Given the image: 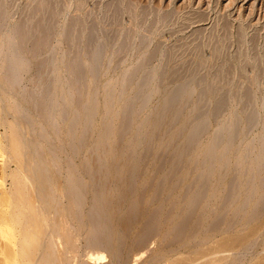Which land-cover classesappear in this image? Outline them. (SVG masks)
Returning a JSON list of instances; mask_svg holds the SVG:
<instances>
[{"label": "rangeland", "instance_id": "374dc122", "mask_svg": "<svg viewBox=\"0 0 264 264\" xmlns=\"http://www.w3.org/2000/svg\"><path fill=\"white\" fill-rule=\"evenodd\" d=\"M4 1L5 2L7 1L9 3V6H7V2L5 3L6 6L5 8L7 10L11 9L12 11L10 10L11 11L10 12L5 9L6 17L9 19L7 18L5 19V22L3 23L4 26L3 28L6 27L7 28L5 30H2L1 27L0 29V170H1L0 179L4 180V181L1 180L4 183L2 186V188L4 189L3 192L6 191V195L11 196V198L9 199L10 197L9 196L8 199L10 201L12 200L11 203H9V207L13 206L12 210L9 209L8 210L10 212L11 211L13 212L12 213L8 212L9 213L8 215L9 217L12 218L14 223L16 222L15 223L16 225H14V223L12 222L13 226L16 229V234H17L16 243L18 242L14 252H16V258L19 260L20 264H264V208L262 207L260 210L261 205L264 204V202L263 203L261 202V196H260L262 194L261 193L262 189L264 191V186L261 187V184L259 183V177L256 178L258 173L257 168H260V172H259L260 174H258V176L264 174V168H263L264 164L261 165L257 163L258 165L257 164L256 165L258 167L255 165V163L257 162V158L259 160L261 158L260 161L264 159V152L262 150L263 148L262 149L260 148L261 146L264 147V70H263L264 68L260 67L261 63H262L261 66L264 65L263 64L264 50L259 49L260 46L262 45L264 46L263 43L264 0H129V2H132L129 4L136 5V7H139L138 11H140L139 10L140 8L141 10L144 8L142 10V13L140 12L141 15L137 13V8H134V10L136 9L135 11L133 10V8H130L132 5L129 6L126 5L125 8L126 11L128 8L131 9L129 10L130 12L128 11L130 14L134 12L141 16L142 19H140V17H138L136 14L138 19H140V20L137 19L138 21H136L137 18L136 16L135 17L131 16L132 18L130 19L132 20L134 18L133 21H135L136 23H134L135 25L133 24V26L135 28L138 29L140 27L142 28L139 29L140 31L138 29H132L133 27L132 22L131 20H129V18L127 19V17H130V15L127 12L129 16H125L126 11H124L123 12L124 15L122 14L123 17L119 16L118 18V19L121 18V20L119 21H122L123 19L124 21L120 23L118 22L117 24L114 25L112 23L115 29L114 31H116V33H113L112 31L113 27H111L112 26L111 21L109 23L106 19L107 17L106 16L102 17V14L105 15L104 13H106L107 10H108L107 12L109 11L111 12L112 11L111 8H114L115 6L114 4L117 3L119 4L120 0H114V1L113 0L110 1L108 0H104V1L103 0H99V1L98 0H91V1L90 0L87 1L86 0H4ZM52 1L53 3H51V5L53 7L54 6L57 7V5L59 4L58 7L56 8V11L58 12V9H60L61 10V12L59 11L60 14L62 13V11H63V15L65 14L64 16L61 14L60 15L61 17L59 18L58 16L59 19H57V23L59 24L61 23L62 27L63 26L66 27L65 24L70 23L69 21L75 20L76 22V20H79L82 22L86 18V20L88 21H86L87 24H85V21L82 22L84 23L82 26L83 28H87L86 26H88V23L90 22L89 23V25L91 24L90 26L97 24L96 26L94 25L96 28L98 26L97 31L99 29L100 33L102 31H104L105 33V34L103 33V35L101 36L99 31L97 32L98 36L102 38L101 41L104 39L103 42L105 41L104 43L106 45V49H105L106 51L104 52L102 57L104 60L102 59L100 61V69H99V74L97 75V79L87 77L85 79L86 81H84L83 84L79 85L80 87L71 86V83H69L70 74H69L68 66L72 62L71 60H73L72 59L73 50L72 49L70 50L69 47H66L67 44H65L66 42L63 39L64 37L63 38L61 37L63 33L60 31V29L63 30V28L60 27L59 24H58L59 27L56 25L57 35L54 36L56 38L53 37L51 43L45 45L44 46L45 49L43 50L42 48L40 54L37 55H35L34 47L32 46L33 44L31 42L29 43L30 41L28 40L29 35L27 34L28 36L26 40L24 38L22 39L21 37L19 38L17 35L19 31L18 29H20V25L23 24L22 20L26 19V24H27L28 17L25 16L24 18V15L26 13V15L29 16L27 10L28 11L31 10V6L32 7L45 6L47 4L46 2H52ZM115 1H119V2H115ZM84 2L87 3L85 4ZM111 2L113 3L112 5H110ZM121 2L127 4L125 0H122ZM105 3L107 7L109 5L107 10H106V6H104ZM120 5L123 6L124 4L120 3ZM102 7L105 8L102 9ZM122 10H124V8H122ZM100 11L102 12L101 14ZM148 11L150 15L146 14L148 13ZM8 12H9V17H8ZM144 15L147 16V18ZM167 15L169 18H167ZM107 16L108 18H111V13H109V15ZM164 16L166 17V20ZM21 17H23V19ZM64 17L66 21H64L65 20ZM101 17L102 19L104 18L103 21ZM60 19L63 21L59 22L58 20ZM143 20L144 22H141ZM105 21H107V23H109L110 26L109 24L107 25ZM62 22H64V25ZM224 22L226 24L225 27H224ZM118 24H120L121 27ZM139 24L141 26H139ZM227 24L229 25V27L227 26ZM222 25H223V30H221ZM216 27H218V29ZM225 29L227 34L223 32L225 31ZM133 30H135L134 31L135 33L133 32ZM117 32L119 33V37L117 36L118 35ZM122 33H124L123 34L124 36L122 35ZM239 33L242 34L244 33L246 35L243 36L241 34L242 36H240L238 35ZM111 34L114 36V38L116 36L118 37L116 42L120 40L121 43L123 42L122 41L123 38L121 37H124L126 39V37L129 36L127 39L132 38L133 45L131 44V42H129V40L131 41V39L129 40L126 39L129 42L130 49L125 50L123 53V51H120L121 50L120 42L109 43L108 41H106L107 37H105L104 35L108 36L109 38L112 36ZM229 35L232 37H230ZM237 36H239V38L242 37L243 41L245 38V41L247 40L246 45L249 44L247 45L248 47L244 44L245 42L242 41V38L241 40H239ZM137 37L140 41L135 40L137 39ZM222 37H224L222 41H224V39L227 37L229 38L228 39L229 42L228 40L226 41L227 39L226 38L222 44V42H220L221 41L220 39ZM230 38L231 41L234 40L232 43L230 41ZM113 40L114 41L112 42H115V39ZM25 41H27V43ZM141 41H143V43L140 46V44L138 45L137 43L138 42L141 43ZM235 41L236 44L238 43V45L235 44ZM241 41L243 45L239 43ZM107 44L109 45L111 44V46H108ZM210 44L214 48H212ZM250 44L252 46H250ZM220 45L222 46V49L223 48L225 49V50L223 49V52L221 51V48L218 49ZM48 46L50 47L48 48ZM238 46L240 49L238 48ZM244 46H246L248 49L250 48V51ZM263 46L260 48L264 49ZM252 47L253 48L257 47L259 50L253 49ZM30 48H32L33 50ZM51 48L53 50L51 51L54 52V54H56V55L53 54L55 58H53V56L51 55L52 52L49 51ZM58 48L60 49L59 52L57 50ZM216 48L217 50L221 51L220 53L221 56H219L220 58L219 61H217V59H215L212 56L214 53L213 49L216 51ZM63 50L65 52L64 53L65 57L62 52ZM211 50H212V54H211ZM254 50L255 52L257 51V53H255ZM47 51L51 53L49 54L47 53ZM126 51H128L127 54ZM225 51L227 52V54ZM242 51L244 52L245 55L241 54L243 53ZM245 52L248 53L249 55L248 54L246 55ZM261 52H263V54ZM151 53H155V56L156 55L157 56L155 57V59L151 61L150 65L148 64L145 67H142V65H144V61L141 60L143 59L145 60L146 55L148 56ZM257 54L263 55L262 56L263 60L261 55L256 56ZM61 55L63 58L62 57L60 58ZM225 56H229L230 58L229 57L226 58ZM81 58L82 61H80L81 60L80 59L79 64L80 66L82 65V67L84 66L83 68L85 69L86 68L85 66L86 65L88 66L89 64V61L85 59V57L84 58L81 57ZM242 58L244 59L246 58L245 60L247 61H245L244 59L242 60ZM254 58L255 60H253ZM224 59L227 60L230 59L229 63H225L226 60ZM238 59L241 60L238 61ZM249 59H251L252 61L251 60L250 61L253 63H251ZM260 59L262 60L261 63H260L261 61ZM257 61L259 62L258 64L256 63ZM218 62H220V64L224 63L225 65L221 64L225 66L224 68H226L227 66L229 69L231 68L230 75H228L229 69L227 68L225 70L228 71L227 72L228 74L220 72L221 65L219 66ZM237 62L239 67L237 66ZM249 62L251 66H249ZM40 64H42L43 67V70L41 72L42 77L37 75L38 66ZM234 64L236 67L234 66ZM243 65L245 67H243ZM246 65H248L249 67ZM253 65L255 66V68ZM257 65L259 66L258 69L260 71L256 68ZM252 67L255 70H252ZM187 68H189L190 71L194 70L193 72H195L196 70V72L192 73L191 76L188 75L184 76L185 69L186 71H189L187 70ZM162 69L164 70L160 71ZM147 70L154 71V73H149ZM257 71H259V73H257ZM162 72L164 73L162 74ZM145 75L153 76L152 78H155V80L153 79L151 84L149 83L150 86L148 87L149 88L148 91L150 90V92L148 93L150 96L149 99L150 102L147 103L148 105H146L142 110L137 112L138 114L136 113L135 115L133 121L135 126L137 125V123L138 124L143 123L146 117L155 113L154 112L156 109L155 106L158 105L159 102L162 100V98H164L165 96L163 91H165L167 88L171 87L174 84H178L176 82L180 81L179 82L180 84L182 80L177 78L179 77L181 78L182 76L185 78V81L186 80L189 81L190 77L193 79V81L190 82L191 84L189 85V88H187L186 90L187 91L186 94H189L192 97L191 100H189L190 99L189 95H186V97H189L188 99L189 101L187 102L188 104H186L185 106L183 105L185 109H183L182 111V117L180 122L178 121L177 124L176 123L174 124V122H171L169 119H167V121L164 122V126L165 124H167V122H169V124L172 126L173 130L171 129V132L172 131L175 132L174 130L177 128L180 129L181 128L180 126H182L180 124H182L186 120V122L191 121L189 122L188 128H186L185 131L186 133L188 132L187 134H190L191 127L195 125V122L198 123L199 120L203 121L204 119L202 118H204L203 116H205V113H207V115L209 116L208 113L212 111V109L214 108L215 104L219 99L224 97L228 98V105L223 110V113L221 112V114L217 116L218 118L217 117L210 118V116L208 117L210 120L207 118L210 124V126L208 127L206 126L207 124H205L208 123L206 122V117H207L206 115L204 125L205 128L207 127L208 129L207 130L208 134L206 132L204 134L205 136L201 137V141H199V144L196 146L197 150H195V153L192 154L193 156L192 155L183 156V161L186 162V165L184 164L183 166H181L182 171L177 170L178 171L177 173V171L173 170V167H176V164L175 166L174 165H172V167L170 166L174 171L175 175L177 173V176L175 177L173 176L172 180L170 177V179H168L169 182L166 181L167 183H165L164 181V184H166V186L164 184H160L161 188L159 187L158 184L162 183L163 181L162 180L159 181L158 180L159 177L157 175L159 176L167 175L165 172L167 171L168 173L170 167H167L166 169H163V171H161L158 170V168L154 167V164L158 167V165L156 164L157 163L156 160L159 161V159H162L164 157L171 158V155L169 154H171V151L173 150L175 141L171 139L172 137L171 138L169 137L170 135L173 134V133L170 134L171 132L169 134H166L167 136H165L164 138H163L164 135H159L162 138L157 136V139L158 140L161 139V140L160 141H157V139L155 140L154 144L150 146L153 147L150 148L151 150L149 149V151H151V153L149 152V154H151L152 156L154 155L153 157H157L156 155L158 153L159 156L158 158H155L156 159L155 160L151 155L149 156V154H147L149 157L148 159L146 158L147 159L145 160L146 162L144 161L145 163L142 164L143 167L141 165L142 168L140 167L138 171L135 172V174H138V172L139 173L142 172L141 173L142 175L140 174L142 177L139 176L140 180L137 181L138 183L135 182L136 184L134 186L135 187L134 189L132 186L133 191H135V192L132 191L131 193L133 198L132 199L129 198L130 194H128L129 196L127 195L128 197L125 195H124L125 197L121 195L122 189L123 191H125L126 189L124 188H129V186L127 187L125 183L124 184L122 183V187L123 185H125L123 188L121 187V185L118 186L119 183L117 182L120 181H118L117 179L118 176L115 175L118 174L119 176H121L120 174L126 175L125 172H127L129 169L126 166V163H124L123 161H125L126 158L128 159V157L130 156V153H128L127 151L130 152L133 148L130 149L125 145L128 142H130L129 139L131 140L140 134L141 135L144 134L147 131L146 129L143 128L144 130L143 132L142 129H141L142 131L136 130L135 126H133L130 132L126 134L125 138L124 137H123L124 139L121 138V142L119 145L123 146L122 144H124V149L127 148L130 150L127 149L121 150L122 147H120V150L117 151L116 155L114 153L112 154L110 151L104 152L105 161L106 160L108 161L110 159V161L108 162L109 164L106 163L107 162L106 161L105 162L106 164L104 165L105 167H103L104 171L106 169V172L104 171L103 172L106 173L107 175H110L107 176L108 178L105 177L106 178L105 182L103 181V183H100L102 182V180H104V178H101V176L99 177L98 180L97 179L94 180L96 176L93 171L94 167L91 166L92 169L87 168V170L85 167H87L89 160H92L93 158L94 155L93 152H95L94 148L95 145L97 144V141L100 140L99 135L101 136V133L104 130L103 128L104 125L113 126L111 129V131H113L112 132L113 135L110 134V136H108L109 140H107L109 148L113 146L119 147V145L118 146L116 145L119 143L121 136L119 137L117 136L116 129L118 130L119 128L118 126L121 124V121L123 119L122 118L120 121V118L122 117V113H123L122 111L124 109V104H126L128 100L130 101L133 98V94H132L133 92L131 91L133 86H135V84L140 82L142 80V77L143 76L145 77ZM161 75L162 77L160 78L159 76ZM130 78H132V80H130ZM138 78L140 81L138 80ZM159 78L162 80V82L158 81L160 80ZM182 82H184V80ZM46 87H48V89H46ZM108 87L111 90H109ZM162 88L163 91L161 92ZM45 90H48L50 95L48 94V91ZM203 91L209 92L210 98L208 100H205V102H201L200 104H198L199 102L197 103L198 101L197 96H199V93H202ZM46 92L47 95L45 94ZM90 93L92 94V96L95 95L94 99L95 98L96 99L93 100V102L91 100H90L91 102L89 101V96H91ZM247 93L251 94L256 101L252 105H247L248 106L246 108L247 111L244 112V115H242L243 112L242 108L244 107L242 97ZM109 99L110 101H108ZM79 100L81 102H78ZM86 101L89 102L85 104ZM137 105L139 108V104ZM86 106L89 107L87 108ZM91 107L92 110H94L95 108V112H92L90 110V112L93 113V114L91 113L92 115L90 114V117L91 116L92 117L90 118L89 115H83L84 117L83 118L82 114L85 113L84 111L86 110L87 112L88 110L89 112V108L91 109ZM190 111H193V113H191ZM77 112L81 117L79 115L77 116L76 114ZM250 112L251 113L255 112L258 120H257V124L254 125V127L249 129L248 131V129L246 130V128L244 127L245 126L244 123H245V118L248 117ZM106 113H108V115ZM195 114L196 115L198 114L197 116L202 114L203 116L201 115V117L199 116L200 118L197 119L196 116H194ZM190 116L196 118V120L194 119L195 121H192L193 118H191ZM83 119L85 120L84 122ZM110 122L111 124H109ZM231 122L232 124L236 123L237 126L236 128L239 127L240 129V130L237 129L238 132H236L237 136L235 141H233L234 140L233 139L230 143L231 147L229 148L231 149L226 147L227 145L224 144L219 148L220 150H217L215 152L216 154L215 156H218L219 158H221L222 155H224L223 157L224 159L225 155H227L229 159V157L231 156L230 160L228 161L229 163L227 162V165L229 166L225 168L227 166L225 164V166H222L223 167L222 169V167L219 164L223 165V163H218V164L216 163L217 166L216 165L214 166L212 170L213 173L210 174L211 176L209 175L210 178H208L209 176H207V178L209 179L208 180L204 176H202V171L200 172L199 170V168L202 170V168L199 167L200 165L199 161L202 160L203 157L202 152H204V150H206L209 147L211 140L213 139V136L215 137L217 134L218 135L223 134L227 136V130L225 128L227 127L230 128L231 126L229 125H231ZM83 123L86 124L84 125ZM172 124H174L175 127ZM168 125L166 127H169ZM221 126L224 127L223 128L224 131L222 132L220 129V132H217L216 129L218 130L219 128H221ZM80 135L82 138L80 137ZM84 135H86V137L88 136L90 137L87 139ZM77 140L81 144H83L82 145L83 147ZM251 147L254 151L251 149ZM141 148L142 149L137 150V153L138 152L141 153L142 151V155H144L143 154L144 146H142ZM227 148H228L227 150L228 152L226 151ZM106 149L107 148H105L104 150ZM260 149L262 151H260ZM251 150L252 152H250V154L252 155L250 156L248 152ZM127 153L129 155L125 157ZM220 154L222 155L219 156ZM237 154L240 156L238 157ZM107 156H111V157L108 158ZM197 156L199 157V159ZM118 157L123 158V161L122 160L120 161ZM150 157L151 159H149ZM168 158L167 160L164 159L162 160L170 161V159ZM113 159L115 162L114 161L112 162ZM254 160H256V162ZM116 161H118L119 164L118 162L116 163ZM111 162L115 166L116 164H118V166L122 165L121 167L123 169L121 167H117L119 169V171H117L118 169L116 167L114 168L113 167L114 165H112L111 167ZM197 163L199 164H198V168L196 169ZM123 164H125L127 168H124L125 166H123ZM249 164L250 167H248ZM259 165L263 167L261 166L259 167ZM108 169H110V171H108ZM125 169L128 170L126 171ZM238 169L240 170L241 174L239 173ZM253 169H255L257 173ZM89 170H91L90 175L92 176V179L91 177H89L88 174L90 172ZM120 170H123L124 172L121 173ZM113 171L116 172L117 174L116 173L114 174ZM183 171H185L186 173L182 175V173H184ZM163 172L165 173V175L164 174L161 175V173ZM250 172L251 173L253 172L252 175L254 174L253 176H255L254 180L253 178H251ZM155 173L157 174L154 175ZM198 173L201 174L199 175ZM237 173H239V175ZM106 174H104L103 176H105ZM242 174L243 176H241ZM124 175L122 176L124 177ZM234 175H238L239 179H236V176L234 177ZM114 176L117 177L116 178L117 182ZM198 176L199 177L201 176L202 179L199 178ZM144 177L147 178L146 181L144 180L145 179ZM203 177L208 181H205ZM247 177H248V181H247ZM141 178H144L143 183L144 181L145 183L147 182L146 185H142L143 183L140 184V182L142 181ZM156 178L159 182L156 180ZM234 178L235 181L237 182L233 180ZM250 178L255 182V185H253L254 183ZM255 178L258 180H256ZM198 179L203 180L202 183H200L201 181H199ZM215 179H217L218 181ZM249 179L251 182L249 181ZM91 180L95 182H92ZM148 180L151 181L150 185H148L149 183ZM171 181L172 184L170 183ZM204 181L207 182L205 183L206 184L205 186L203 183ZM121 182H124L123 179H121ZM156 182H158V184ZM173 182H175V185L173 184ZM195 182H199L196 185L197 186L199 185L201 187V190H203L202 193H204L202 197L204 196L205 197L201 199V201H198L195 205V207H198L200 210H196L197 213L195 214L197 215H193L194 217L192 220L194 222L190 221V227L188 231L189 234L187 232L186 233L184 232V234L181 235L182 233L178 234L177 231L175 232V224L182 218L181 216L180 217L177 216L176 213H181L190 204H192L193 200L191 201V199L193 198L192 195H194ZM94 183L96 187L94 186ZM101 184H103L104 188L101 187L102 186ZM116 184H117V188L119 187L121 188V189L119 188L120 191L117 188H115ZM258 184L260 185L261 188L259 187ZM168 185L171 186L169 187ZM99 187L101 188V191L103 190L101 196H98V194L100 193L98 194L96 193L99 192L98 190H94L95 188L99 189ZM154 188L160 190L161 193L164 194V196H162L163 194L162 195L160 194L159 196L160 201L157 200L159 197L155 198L153 194H151ZM171 188L173 190H171ZM140 190L142 191L147 190V191H145L144 193V192H140ZM116 191L119 192V194ZM191 191L193 192V194L190 193ZM125 192H127V190ZM137 192L145 194V195L142 194L144 195V200H143L144 203L143 202H141L142 204L140 202L137 203L136 199H134L138 194ZM167 193H171L172 195L170 194V196L167 197V195H169ZM228 193H231L232 195L228 200H225L223 196L227 195ZM235 193L238 195H236ZM70 194H72L73 196ZM96 194L99 198L102 197L101 198L102 200L99 199L98 197L97 199ZM133 194L135 196H133ZM150 194L153 196V198L150 196ZM117 196L119 197V199L122 198L121 202L117 198ZM123 197L126 202L123 201ZM184 197H186L185 200ZM103 198L104 199L106 198V200H103ZM154 198L157 200V201L155 200L156 202L154 201ZM150 199L152 201H150ZM94 200L97 203L99 202V200H101V203L99 202V204L97 203L94 204L95 202ZM129 200H133V201L135 200L134 202H136L137 205L140 204L138 205V207L141 206L140 214L142 216H140V214L138 216H140L139 218L142 217V221L137 217V219L134 220L135 222L134 221L133 223L131 222L132 225L130 226L128 233V230H126L127 232L126 231L121 232V230L123 229L122 231H124L125 230L124 227H128L126 225V221H128V218L127 220H125V218L127 217L125 215L127 214V208L125 206L128 207V205H130V203L133 202ZM105 201H107V203L108 202L110 203L111 201L112 206L110 203V205L104 204L105 207L103 206L104 208L103 207L100 208L99 205L100 204L103 205ZM122 201L124 202L125 205H123ZM178 201L180 204L178 203ZM170 202L172 203L170 204ZM158 203L160 204V206H158ZM93 204L94 205L97 204L99 208L98 207L96 208V206L94 208ZM117 205L119 206V208ZM106 206L108 207L106 208ZM258 206L259 208L256 211L255 208H257ZM156 207H160V208L162 207L163 209V211H161V218L159 220L160 222L159 227L161 231L158 233L157 236L149 238V240L145 243V245L141 247L139 244L141 243V241L139 240H142L144 236V229L143 226H141L143 225L142 222L143 220L149 218L148 213H150V211L153 210V208L155 209ZM179 207L180 209H182L181 212ZM78 208L81 209L78 210ZM102 208L103 210L106 208V210L101 211ZM124 208H126V210ZM95 209H99V210L95 211ZM173 209L174 212H172ZM143 210L145 211L146 216ZM176 210L178 211L176 212ZM90 211L93 212L92 214H94V212L96 213L98 212V214L95 213V215L96 216L98 215L100 217L101 222L102 220L105 221L104 223L103 222L99 223V225L97 224L99 228L101 227V225L103 226V224L107 225L108 227L112 224L111 227H109L111 229H108L107 226L106 227L104 226V228L102 227H101L102 229L100 228L101 232H99V229L94 228L95 226L91 227V225L94 224H91L92 223L91 220L93 219V217H91ZM110 211H112V213H110ZM200 211H205V212L200 213ZM99 213H101V216ZM104 216L107 218H105ZM16 218L18 221H16ZM108 222H110L111 224L110 223H109L110 225L105 224ZM217 222L219 224L214 226V223L216 224ZM190 228H192L193 230L192 229L190 230ZM19 230L21 233L19 232ZM171 230H173L174 232ZM104 235L106 236L102 237ZM177 235L178 236L180 235V237H177ZM176 237L179 240H177ZM94 238L95 239L97 238L99 242L106 241L108 244L110 243L112 244L109 245L110 248H105L102 245L103 242L101 243L102 246H100L99 242L96 243L94 242L95 241ZM138 238L140 239L138 240ZM121 239H122L121 242L118 241ZM175 240L177 241V243ZM94 243L98 245H95ZM111 246H113L114 248H111ZM110 249H113L114 252L111 250L112 251L111 253L112 254L114 253L113 255L114 256L117 255V256L114 257L110 253ZM0 264H4L2 262L1 255H0Z\"/></svg>", "mask_w": 264, "mask_h": 264}, {"label": "bare ground", "instance_id": "6f19581e", "mask_svg": "<svg viewBox=\"0 0 264 264\" xmlns=\"http://www.w3.org/2000/svg\"><path fill=\"white\" fill-rule=\"evenodd\" d=\"M87 1V0H86ZM91 1V0H90ZM99 1V0H98ZM104 1V0H103ZM108 1H110V0H108ZM114 1V0H113ZM112 1V2H113ZM122 0H120V3H123L124 5L123 6H125V7H123L122 5H120V3L118 4H114L113 6H114V8H111L112 9V11L110 12H107L108 10V7H109V5H108V7L106 6V3H105V5L104 6H106V13H104L105 15H103L102 14V17H104V16H106L107 18V21L110 23V21H111V25H112V23H113V25L114 24H117L118 22L120 23V22H122V21H124V19L122 20V21H119V20H121V18L120 19H118L119 18V16L121 17H123V12L124 11H126L125 10V8H126V5L127 6H129V5H132V4H129V3H132V2H129V0L127 1V0H125V2H127V4H125L124 2H121ZM7 2V1H6ZM4 0H0V29H1V27H2V30H5L6 28H3L4 26H3V23L5 22V19L7 18L6 17V6H5V3H6ZM111 2V4L110 5H112L113 3ZM115 2H119V1H115ZM47 4L45 5V6H36V7H32L31 6V10H27V12L29 13V16L28 15H26V13H25V15H24V18H25V16L26 17H28L27 18V24H26V19L25 20H22L23 21V24L22 25H20V29H18L19 31H18V37L20 38H24L25 40L27 39V36L29 35V37H28V40H30L29 41V43L31 42L32 44H30V45H32L33 47H34V51H35V55H37V54H40V52H41V50H42V48H43V50L45 49L44 48V46L45 45H47V44H50L51 43V41L53 40V37L54 36H56L57 35V32H56V25L59 27V25H60V27H62V25H61V23L59 24V23H57V19H59L61 16V14L63 15V11H62V13L60 14V12H61V10L60 9H58V12L56 11V8L58 7V5H57V7H53L52 5H51V3H53V1L52 2H46ZM55 3H57V2H55ZM85 4L87 3V2H84ZM12 5V4H11ZM84 5V4H83ZM120 5V6H119ZM7 6H9V3L7 2ZM122 6V7H121ZM138 6V5H137ZM79 7V6H78ZM111 7V6H110ZM121 7V8H120ZM154 7V6H153ZM11 8V7H10ZM62 8V7H61ZM105 8V7H104ZM103 7H102V9H104ZM122 8H124V10H122ZM130 8H133V10H134V8H137V13H139L140 15H141V13H142V10L144 9H142L141 10V8L139 9L140 11H138V8L139 7H136V5H132ZM130 8H128L127 9V11L125 12L126 13V15L125 16H129L130 15V17H127V19L129 18V20H131L130 18H132V17H135L136 16V14L137 13H132V14H130L129 12V10H131ZM6 9V10H5ZM158 9V8H157ZM11 9H8L7 11H10ZM136 10V9H135ZM134 10V11H135ZM153 10V9H152ZM12 11V10H11ZM10 11V12H11ZM103 11V10H102ZM129 11V12H128ZM26 12V11H25ZM104 12V11H103ZM127 12H128V14H127ZM141 12V13H140ZM144 12H146V11H144ZM27 13V14H28ZM58 13V14H57ZM102 12L100 11V14H101ZM108 13V14H107ZM109 13H111V18H108V16L107 15H109ZM154 13H157V12H154ZM14 14V13H13ZM12 14V15H13ZM99 14V15H100ZM107 14V15H106ZM123 14V15H122ZM134 14V15H133ZM139 14H137V16L138 17H140V19H142L141 18V16L139 15ZM147 15H150V13H149V11H148V13H146ZM65 15V14H64ZM63 15V16H64ZM165 15V14H164ZM11 16V15H10ZM58 16H59V18H58ZM63 16H62V19H63ZM101 16V15H100ZM132 16V17H131ZM136 16V17H137ZM145 16V15H144ZM162 16V15H161ZM172 16V15H171ZM8 17H9V12H8ZM14 17V16H13ZM13 17H11V18H13ZM102 17H101V19H102ZM138 17L136 18V21H138V20H140V19H138ZM142 17H143V14H142ZM146 18H147V16H145ZM148 17H150V16H148ZM22 19H23V17H21ZM125 18V17H124ZM146 18H145V20H146ZM156 18V17H155ZM160 18V17H159ZM164 18H165V20H166V17L164 16ZM167 18H169L168 17V15H167ZM7 19H9V18H7ZM64 19H65V17H64ZM80 19V18H79ZM88 19V18H87ZM104 19V18H103ZM103 19H102V21H103ZM105 19V20H106ZM126 19V18H125ZM138 19V20H137ZM144 19V18H143ZM81 20H82V18H81ZM134 20V18L131 20V22H132V26H133V24L134 23H136L135 21H133ZM159 20H161V19H159ZM21 21V22H22ZM59 22L60 21H63V20H58ZM64 21H66V19L64 20ZM85 21V24H87L86 23V21H88V20H86V18H85V20H83L82 22H84ZM107 21H105L106 23H107ZM128 21V20H127ZM152 21V20H151ZM150 21V22H151ZM163 21V20H162ZM70 23H67V24H65L66 25V27L65 26H63L62 28H63V30L62 29H60V31L63 33L62 34V38L65 40V44H67L66 45V47H69V49L71 50H73L72 52V54H73V56H72V54H71V56H72V59L73 60H71L72 62L69 64V66H68V69H69V74H70V82L69 83H71V86H79L80 84H83L84 83V81H86L85 79L87 78V77H91V78H96L97 79V75L99 74V69H100V61L103 59L102 57H103V54H104V52L106 51L105 49H106V45H105V41L103 42V40L101 41V37L100 36H98V34H97V32L99 31V33H100V30L98 29V31H97V28H98V26H97V28L94 26V25H92V26H90L89 25V23H88V26H90V27H88V26H86L87 28H83L82 26H83V24L84 23H82L81 21H79V20H76V22H75V20H72V21H69ZM141 22H144V20L143 21H141ZM63 23V25H64V22H62ZM105 23V24H106ZM109 23H107V25L109 24ZM137 23H140V22H137ZM228 23V22H227ZM16 24V23H15ZM59 24V25H58ZM102 24H104V23H102ZM122 24V23H121ZM155 24V23H154ZM167 24V23H166ZM223 24V23H222ZM111 26V27H113V33H116V31H114L115 29H114V26ZM119 26H120V24H118ZM135 25V24H134ZM137 25V24H136ZM143 25V24H142ZM104 26V25H103ZM109 26H110V24H109ZM117 26V25H116ZM129 26V25H128ZM131 26V27H132ZM138 26V25H137ZM139 26H141L140 24H139ZM144 26V25H143ZM149 26V25H148ZM162 26V25H161ZM226 26V24H225V22H224V27ZM227 26L229 27V25L227 24ZM57 27V28H58ZM108 27V26H107ZM121 27V26H120ZM165 27V26H164ZM65 28V29H64ZM101 28V27H100ZM140 28H142V27H140ZM139 28V29H140ZM151 28V27H150ZM158 28V27H157ZM217 29H218V27H216ZM220 28V27H219ZM221 30H223V25L221 26ZM239 28V27H238ZM237 28V29H238ZM112 29V28H111ZM132 29H138V28H135L134 26L132 27ZM138 29V30H139ZM240 29V28H239ZM104 30V29H103ZM137 30V31H138ZM150 30V29H149ZM152 30V29H151ZM220 30V29H219ZM228 30V29H227ZM242 30V29H241ZM108 31H109V29H108ZM111 31V32H112ZM118 31V30H117ZM121 31V30H120ZM120 31H119V33H120ZM135 30H133V32H134ZM140 31V30H139ZM215 31V30H214ZM229 31V30H228ZM234 31V30H233ZM239 31V30H238ZM243 31V30H242ZM4 32V31H3ZM106 32H107V30H106ZM129 32V31H128ZM223 32H225L226 34H227V32H226V29H225V31H223ZM237 32V31H236ZM235 32V33H236ZM244 32V31H243ZM102 33V34H101ZM100 33V35L102 36L103 35V33H104V31H102ZM119 33L117 32V36L119 37ZM135 33V32H134ZM133 33V34H134ZM147 33V32H146ZM152 33V32H151ZM224 33V34H225ZM28 34V35H27ZM105 34V33H104ZM109 34V33H108ZM124 33H122V35H123ZM220 34V33H219ZM229 34V33H228ZM242 33H239L238 35H240V36H244V35H246V34H242ZM107 35V34H106ZM106 35H104L105 37H107V40L106 41H108L109 43L111 42V43H119L120 42V40L118 41V42H116V40L118 39V37L116 36L115 38H114V36L112 35L111 37H109L108 38V36H106ZM115 35V34H114ZM127 35H129V34H127ZM127 35H125V36H127ZM139 35H140V33H139ZM138 35V36H139ZM222 35V34H221ZM220 35V36H221ZM121 36V35H120ZM124 36V35H123ZM133 36V35H132ZM144 36V35H143ZM214 36H215V34H214ZM224 36V35H223ZM226 36V35H225ZM230 36V35H229ZM58 37V36H57ZM100 37V38H99ZM104 37V38H105ZM129 37V36H128ZM128 37H126V39L128 38ZM131 37V36H130ZM213 37V36H212ZM228 37V36H227ZM226 37V38H227ZM230 37H232V36H230ZM238 38H239V36H237ZM30 38V39H29ZM54 38H56V37H54ZM121 38H123V40L121 39ZM120 39L123 41L122 43H121V45H120V51H123V53H124V51L125 50H129L130 48V45H129V42H131V44H132V38H129V39H131V41L129 40V39H127V40H129V42L124 38V37H121ZM215 38H216V36H215ZM214 38V39H215ZM223 38L224 37H222L220 40V42H222V44H223V42L225 41V39H224V41H222L223 40ZM237 38V39H238ZM242 38V37H241ZM241 38H239V40H241ZM21 39V40H22ZM113 39H115V42H112V41H114ZM125 39V40H124ZM229 38H227L226 39V41L228 40ZM234 39V38H233ZM258 39V38H257ZM256 39V40H257ZM27 40V41H28ZM135 40H139L138 39V37H137V39H135ZM217 40V39H216ZM215 40V41H216ZM250 40V39H249ZM255 40V41H256ZM27 41H25L26 43H27ZM55 41H56V39H55ZM140 41V40H139ZM211 41H213V40H211ZM210 41V42H211ZM230 41H231V38H230ZM234 41V40H233ZM233 41H231V43L233 42ZM242 41H243V38H242ZM242 41L241 42H239V43H241L242 44ZM247 41V40H246ZM246 41H245V38H244V41L243 42H245L244 44L246 45ZM262 41H263V39H262ZM145 42V41H144ZM148 42V41H147ZM146 42V43H147ZM228 42H229V40H228ZM25 43V44H26ZM57 43V42H56ZM55 43V44H56ZM60 43V42H59ZM136 43V42H135ZM143 43V41H141V43H137L138 45L140 44V46H141V44ZM145 43V44H146ZM219 43V42H218ZM247 43H250V42H247ZM254 43V42H253ZM263 43H264V41H263ZM263 43H261V44H263ZM22 44V43H21ZM58 44V43H57ZM63 44V43H62ZM213 44V43H212ZM221 44V43H220ZM221 44V45H222ZM225 44V43H224ZM235 44H236V41H235ZM19 45V44H18ZM52 45V44H51ZM108 46H111V44L109 45V44H107ZM117 45V44H116ZM133 45V44H132ZM211 45V44H210ZM214 45V44H213ZM220 45V47H218V49H220L221 48V51L223 52V49H222V46ZM227 45V44H226ZM236 45H238V43L236 44ZM243 45V44H242ZM247 45H249V44H247ZM246 45V46H247ZM254 45V44H253ZM21 46V45H20ZM31 46V47H32ZM137 46V45H136ZM142 46H144V45H142ZM212 46V45H211ZM210 46V47H211ZM215 46V45H214ZM225 46V45H224ZM246 46H244V47H246ZM250 46H252L251 44H250ZM249 46V47H250ZM255 46V45H254ZM257 46V45H256ZM263 46V45H262ZM262 46H260V47H262ZM16 47V46H15ZM25 47H26V45H25ZM50 46H48V48H49ZM82 47V48H81ZM146 47V46H145ZM144 47V48H145ZM248 47V46H247ZM246 47V48H247ZM259 47V49H261V50H264V49H262V48H260ZM264 47V46H263ZM63 48V47H62ZM133 48V47H132ZM136 48V47H135ZM138 48V47H137ZM212 48H214L213 46H212ZM238 48H239V46H238ZM242 48V47H241ZM245 48V49H246ZM253 48V47H252ZM30 49H32V48H30ZM54 49H55V47H54ZM115 49V48H114ZM139 49V48H138ZM240 49V48H239ZM243 49V48H242ZM248 49V48H247ZM253 49H258L257 47L255 48H253ZM258 49V50H259ZM18 50V49H17ZM33 50V49H32ZM52 50V48L49 50V51H51ZM58 50V52L60 51V49L58 48L57 49ZM69 50V51H70ZM225 50V49H224ZM228 50H229V48H228ZM228 50H227V52H228ZM249 51H250V48L248 49ZM53 51V50H52ZM51 51V52H52ZM151 51V50H150ZM155 51V50H154ZM216 51H219V50H217V48H216ZM214 49H213V57L215 58V59H217V61H219L220 60V58H219V56H221V51H219V52H216ZM237 51H239V50H237ZM246 51V50H245ZM51 52H48L47 51V53H51ZM63 52V54L65 53L64 52V50L62 51ZM127 52L128 51H126V54H127ZM136 52H137V50H136ZM226 52V51H225ZM227 52H226V54H227ZM243 52V51H242ZM254 52H255V50H254ZM259 52V51H258ZM17 53V52H16ZM34 53V52H33ZM44 53V52H43ZM122 53V52H121ZM135 53V52H134ZM246 53V52H245ZM255 53H257V51L255 52ZM262 54H263V52H261ZM18 54V53H17ZM16 54V55H17ZM53 54H54V52H52V56H53ZM62 54V53H61ZM148 54V53H147ZM211 54H212V50H211ZM224 54V53H223ZM222 54V55H223ZM231 54V53H230ZM234 54V53H233ZM241 54H244V52L243 53H241ZM240 54V55H241ZM248 53H246V55H247ZM252 54V53H251ZM54 55H56V54H54ZM131 55H132V53H131ZM238 55V54H237ZM245 55V54H244ZM249 55V54H248ZM253 55V54H252ZM251 55V56H252ZM260 56L261 54H257L256 56ZM59 56V55H58ZM157 56V55H156ZM155 53H151L150 55H146V59L144 60L142 57V59L143 60H141V61H144V65H142V67H145L146 65H150L151 64V61L153 60V59H155ZM159 56V55H158ZM234 56V55H233ZM232 56V57H233ZM263 55H261V57H262ZM15 57V56H14ZM17 57V56H16ZM62 57V55L60 56V58ZM64 57H65V54H64ZM81 57H85V59H87L88 61H89V64H88V66L86 65L85 67V69L82 67V65L80 66V64H79V60L80 61H82V58ZM115 57V56H114ZM131 57V56H130ZM223 57V56H222ZM221 57V58H222ZM226 58H228L229 56H225ZM224 57V58H225ZM241 57H244V56H241ZM264 57V56H263ZM263 57H262V60H263ZM53 58H55V56H53ZM63 58V57H62ZM140 58V57H139ZM145 58V57H144ZM230 58V57H229ZM19 59V58H18ZM123 59V58H122ZM157 59V58H156ZM244 58H242V60H243ZM246 59V58H245ZM244 59V60H245ZM257 59V58H256ZM77 60H78V62H77ZM104 60V59H103ZM223 60V59H222ZM224 60H226V61H228V62H226L225 61V63H229V60H227V59H224ZM241 60V59H240ZM239 59H238V61H240ZM251 59H249V61H250ZM253 60H255V58L253 59ZM261 60V59H260ZM259 60V61H260ZM262 60L260 61V63L262 62ZM65 61V60H64ZM67 61V60H66ZM108 61V60H107ZM245 61H247V60H245ZM252 61V60H251ZM250 61V62H251ZM150 62V63H149ZM250 62H249V66H251V64H250ZM42 63H44V62H42ZM65 63V62H64ZM219 63V66L221 65V64H224V63H221L220 64V62H218ZM251 63H253V62H251ZM257 64L259 63L258 61L256 62ZM66 64V63H65ZM231 64V63H230ZM233 64V63H232ZM235 64H236V62H235ZM235 64H234V66H235ZM247 64V63H246ZM262 64V63H261ZM261 64H260V67H262V68H264V65L263 66H261ZM263 64H264V60H263ZM45 65V64H44ZM49 65V64H48ZM225 65V64H224ZM244 65H245V63H244ZM243 65V67H245ZM254 65H256V64H254ZM253 65V66H254ZM47 66V65H46ZM107 66V65H106ZM223 65H221L220 67V72L221 73H227L228 71L227 70H225L226 68L227 69H229L228 68V66L226 67V68H224L225 66H223ZM237 66H238V62H237ZM246 66H248V65H246ZM248 66V67H249ZM54 67V66H53ZM108 67V66H107ZM236 67V66H235ZM239 67V66H238ZM247 68V67H246ZM254 68H255V66H254ZM257 69L259 68V66L257 65V67H256ZM46 69H48V68H46ZM231 69V68H230ZM230 69H229V74L228 75H230ZM261 69V68H260ZM42 70H43V67H42V64H40L39 66H38V70H37V75L38 76H41V72H42ZM51 70V69H50ZM138 70H139V68H138ZM141 70H143V69H141ZM152 70V69H151ZM150 70V71H151ZM154 70V69H153ZM164 69H162V70H160V71H163ZM187 70H189V68H187ZM238 70V69H237ZM240 70V69H239ZM246 70V69H245ZM249 70H251V69H249ZM252 70H255V69H253V67H252ZM259 70V69H258ZM262 70V69H261ZM264 70V69H263ZM149 73H154V71H149V70H147ZM182 71H184V70H182ZM185 71H186V69H185ZM184 71V76H191L192 75V73H195L196 72V70H195V72H193L192 70L190 71H186L185 72ZM235 71V70H234ZM242 71H243V68H242ZM260 71V70H259ZM259 71H257V73H259ZM9 72V71H8ZM47 72V71H46ZM46 72H45V74H46ZM147 72V73H148ZM238 72V71H237ZM50 73V72H49ZM141 73V72H140ZM161 73V72H160ZM164 72H162V74H163ZM181 73H183V72H181ZM239 73V72H238ZM260 73H263V72H260ZM9 74V73H8ZM36 74V73H35ZM226 74V75H227ZM36 75V76H37ZM141 75V74H140ZM147 75V74H146ZM145 75V77L143 78L142 77V80L140 81L139 80V78H138V80L140 81V82H138V80H137V84H135V86H133V88H132V94H133V98L129 101L128 99V101H127V103L126 104H124V109H123V113H122V117L120 118V121H121V119H122V121H121V124L119 125V123H118V130L116 129V131H117V136L119 137V136H121L120 137V141H119V139H118V141H119V143L116 145V146H118L119 144H120V142H121V138L122 139H124L125 138V136H126V134H128V132H130V130L133 128V126H135L134 125V118H135V115H136V113L137 112H139L140 110H142L146 105H148L147 103H149L150 101H149V99H150V96H149V92H150V90L148 91V87L150 86L149 85V83L151 84V82H152V80L154 79L155 80V78H152L153 76H150V75H153V74H150L149 76H146ZM180 75V74H179ZM178 75V76H179ZM44 76V75H43ZM131 76V75H130ZM181 76V75H180ZM261 76V75H260ZM42 77V76H41ZM133 77V76H132ZM139 77V76H138ZM160 78L162 77V75L161 76H159ZM183 77V76H182ZM181 77V78H182ZM258 77H259V75H258ZM159 78V79H160ZM164 78V77H163ZM180 77L179 78H177V79H180V80H184V82H182L181 81V83L179 84V82H176V83H178V84H174V85H172L171 87H169V88H167L165 91H163V88H162V90H161V92L163 91L164 92V94H165V96H164V98H162V100L159 102V104L158 105H156L155 107H156V109H155V113H153V114H151V115H149L148 117H146V119L144 120V122L143 123H141V124H138L137 123V127L135 126V128H136V130H143V128L144 129H146L145 131V133L144 134H140V135H138L137 137H134L133 139H129V141L130 142H128L125 146H127L128 148H130V149H132L130 152L129 151H127L128 153H130V156L128 157V159L126 158L125 159V161H123V158H119L120 159V161L122 160L124 163H126V166L128 167V171L127 172H125L126 173V175H124V174H120L121 176H119V174L118 175H115V176H118V178L117 177H115V179L117 178L118 179V181H120V182H117V179H116V182L117 183H119V185L118 186H120L121 185V187H122V183L124 184L125 183V185H127V187L129 186V188H124V189H126L127 190V192H125V191H123V189H122V192H121V195H125V196H127L128 194H130V197L129 198H132V195H131V193H132V191H133V189L135 188L134 186H135V182H137V181H139L140 180V177L139 176H141L142 174V172L141 173H139L138 172V174H135V172L136 171H138V169L141 167V165L142 164H144L146 161L145 160H147L148 159V157L151 155V154H149V152L151 153V151H149V149L150 148H152V147H150L152 144H154V142H155V140L157 139V136H159V135H164L163 136V138L165 137V136H167L166 134H169L170 132H171V129H172V126L169 124V122H167V124H165V126H164V122L165 121H167V119H169L171 122H174V124L176 123H178V121L180 122L181 121V117H182V111H183V109H185L184 107H183V105L185 106L186 104H188L187 102L189 101V100H191V97L192 96H190L189 94H186V90H187V88H189V85L191 84L190 82H192L193 81V79L190 77V80L189 81H185V78L183 77L182 79H181ZM39 79V78H38ZM125 79H127V78H125ZM140 79H141V77H140ZM176 79V80H177ZM187 79H188V77H187ZM192 79V80H191ZM130 80H132V78H130ZM127 81V80H126ZM158 81H161L162 82V80L160 79V80H158ZM131 82V81H130ZM186 82H188V83H186ZM127 83V82H126ZM136 83V82H135ZM160 83V82H159ZM175 83V82H174ZM129 84V83H128ZM194 84V83H193ZM127 85V84H126ZM132 85V84H131ZM48 86V85H47ZM51 86V85H50ZM82 86V85H81ZM53 87V86H52ZM80 87V86H79ZM127 87V86H126ZM191 87V86H190ZM106 88H107V86H106ZM128 88V87H127ZM160 88V87H159ZM46 89H48V87H46ZM94 89V88H93ZM97 89V88H96ZM95 89V90H96ZM108 89H109V87H108ZM44 90V89H43ZM98 90V89H97ZM106 90V89H105ZM109 90H111V89H109ZM45 91H48V90H45ZM44 91V92H45ZM92 91V90H91ZM106 92V91H105ZM92 93V92H91ZM90 93V94H91ZM96 93H97V91H96ZM112 93V92H111ZM44 94V93H43ZM46 95H47V92L45 93ZM48 94H49V91H48ZM87 94V93H86ZM89 94V93H88ZM93 94V93H92ZM92 94H91V96H89V101L91 100L92 102H93V100H95L94 99V96L95 95H93L92 96ZM114 94V93H113ZM50 95V94H49ZM53 95H54V93H53ZM98 95V94H97ZM109 95V94H108ZM112 95V94H111ZM186 95H189V97H190V99H189V97H186ZM56 96V95H55ZM87 97V96H86ZM112 97V96H111ZM132 97V96H131ZM198 97V101H197V103L198 104H200L201 102H205V100H208L209 98H210V94H209V92H206V91H203L202 93H199V96H197ZM52 98V97H51ZM54 98V97H53ZM88 98V97H87ZM189 99V100H188ZM55 100V99H54ZM63 100V99H62ZM75 100V99H74ZM73 101V100H72ZM88 101V102H89ZM90 101V102H91ZM108 101H110V99L108 100ZM242 101H243V105H244V107L242 108L243 110V112H242V115H244V112H246L247 111V105H252L256 100L253 98V96L251 95V94H245V95H243V97H242ZM52 102H54V101H52ZM78 102H81L80 100L78 101ZM87 101H86V103L85 104H87L88 103ZM190 102H192V101H190ZM240 102V101H239ZM245 103V104H244ZM25 104V103H24ZM56 104V103H55ZM75 104V103H74ZM82 104V103H81ZM95 104V103H94ZM137 104H139V108H138V105ZM190 104V103H189ZM20 105V104H19ZM227 105H228V98H226V97H224V98H221V99H219L218 101H217V103L215 104V106H214V108L212 109V111H210V113H208L209 114V116H210V118H216L218 115H220L221 114V112L223 113V110L227 107ZM27 106H28V104H27ZM52 106V105H51ZM78 106V105H77ZM84 106V105H83ZM94 106V105H93ZM92 106V107H93ZM22 107V106H21ZM55 107H57V106H55ZM87 107V106H86ZM89 107V106H88ZM87 107V108H88ZM92 107H91V109L89 108V112H90V110L92 111V112H95V108H94V110H92ZM137 107V108H136ZM17 108V107H16ZM83 108V107H82ZM82 108H81V110H82ZM52 109V108H51ZM136 109V110H135ZM139 109V110H138ZM21 110V109H20ZM46 110V109H45ZM85 110V109H84ZM138 110V111H137ZM194 110V109H193ZM2 111V110H1ZM40 111H41V109H40ZM200 111V110H199ZM52 112V111H51ZM85 113L84 114H82V117H83V115H89V117H90V114L92 113V112H88V110H87V112H86V110L84 111ZM185 112V111H184ZM191 113H193V111H190ZM196 112H198V111H196ZM195 112V113H196ZM48 113V112H47ZM83 113V112H82ZM87 113V114H86ZM199 113H201V112H199ZM198 113V114H199ZM235 113V112H234ZM51 114V113H50ZM77 114V116L79 115L78 114V112L76 113ZM93 114V113H92ZM91 114V115H92ZM107 115H108V113H106ZM138 114V113H137ZM190 114V113H189ZM197 114V115H198ZM203 114V113H202ZM201 114V115H202ZM236 114V113H235ZM234 114V115H235ZM255 112H250V114L248 115V117H246L245 118V128H246V130L248 129V131H249V129H251L252 127H254V125H256L257 124V115L255 114ZM64 115V114H63ZM107 115H105V116H107ZM196 114L194 115V116H196V118L198 119V118H200L201 117V115H199V116H197ZM206 115H207V113H205V116H203L204 118H202V119H204L203 121H198V123H196L195 122V125H193L192 127H191V130H190V134H187L185 131H186V128H188V124H189V122H191V121H188V122H186V120H185V122H183L182 124H180V125H182V126H180L181 128L179 129V128H177V129H175L174 131L175 132H171L170 134H172V135H170L169 137L171 138V139H173L174 141H175V144H174V147H173V150L171 151V154H169V155H171V158H168V159H170V161L168 160V161H164V160H167V158L166 157H164V156H161V157H164V158H166V159H164V158H162V159H164V160H162V159H159V161L158 160H156L155 158H158V153H157V157H153L152 155V157L157 161V165H158V167L154 164V167H156V168H158V170H161V171H163V169H166L167 167H172V165H174L175 166V164H176V167H173V170L174 171H177V170H181L182 171V167L181 166H183L184 164L186 165V162H184L183 161V156H187V155H192V154H194L195 153V150H197L196 149V146L199 144V141H201V137L202 136H205L204 134L207 132V127L208 126H210V124H209V121H208V115H207V117H206ZM26 116V115H25ZM65 116V115H64ZM80 116V115H79ZM21 117V116H20ZM75 117H76V115H75ZM81 117V116H80ZM92 117V116H91ZM90 117V118H91ZM94 117V116H93ZM189 117V116H188ZM187 117V118H188ZM191 117V116H190ZM205 117H206V122H208V123H205ZM235 117V116H234ZM233 117V118H234ZM22 118V117H21ZM26 118V117H25ZM84 118V117H83ZM87 118V117H86ZM106 118V117H105ZM191 118H193V117H191ZM191 118H190V120H191ZM196 118H193L192 119V121H195L196 120ZM208 118V119H207ZM218 118V117H217ZM195 119V120H194ZM241 119V118H240ZM243 119V118H242ZM77 120V119H76ZM168 120V121H169ZM210 120V119H209ZM85 120L83 119V122H84ZM88 121H89V119H88ZM91 121V120H90ZM183 121V120H182ZM240 121H242V120H240ZM5 122V121H4ZM27 122V121H26ZM105 122V121H104ZM141 122V121H140ZM170 122V123H171ZM201 122H202V124H201ZM233 122H234V120H233ZM87 123H89V122H87ZM204 123L205 124H207L206 126V128H205V125H204ZM84 124V123H83ZM82 124V125H83ZM86 124V123H85ZM84 124V125H85ZM102 124V123H101ZM106 124H108V123H106ZM109 124H111V122L109 123ZM169 124V125H168ZM174 124H172L174 127H175V125ZM191 124V123H190ZM198 124V125H197ZM209 124V125H208ZM88 125V124H87ZM169 126V127H166V126ZM239 125V124H238ZM229 126H231L230 128L229 127H227V128H225L226 130H227V136H225V135H223V134H220V135H216L215 137L213 136V139L211 140V143H210V145H209V147L206 149V150H204V152H202V160H200L199 161V163H200V165H199V167H201L202 168V170L199 168V170H200V172L202 171V176H204L206 179H208V178H210V174L211 173H213V168H214V166L216 165V163L218 164V163H223V165H221V164H219L221 167L222 166H225V164L227 165V162L230 160V158H231V156L229 157V159H228V156L227 155H225V158L223 159V157H224V155H222V154H220L219 156H221L222 155V157L221 158H219L218 156H215L216 154H215V152L217 151V150H220L219 148L222 146V145H224V144H226L225 146L226 147H231V145H230V143H231V141L233 140V141H235V139H236V136H237V133L236 132H238L237 131V129H239V127L238 128H236L237 126H236V123H233L232 124V122H231V125H229ZM234 126V127H233ZM86 127V126H85ZM112 127L113 126H111V125H108V126H105L104 125V130H103V132L101 133V136L99 135V138H100V140L99 141H97V144L95 145V148H94V150H95V152H93V158H92V160H89V162H88V165H87V167H85L86 168V170H87V168H89V169H92L91 168V166L92 167H94V174L96 175H94L95 176V178H94V180L95 179H99V177L101 176V178H104V180H102V182H100V183H103V181L105 182V179L106 178H108L107 176H110V175H107L106 173H104V172H106V169H105V171H104V169H103V167H105L104 165L106 164V163H108L109 161H110V159L106 162L105 161V153L104 152H111L112 154L114 153L115 155H116V153H117V151H119L120 150V147H122L121 148V150L123 149V150H126V149H124V144H122L123 146H121V145H119V147H111V148H109V145H108V142H107V140H109L108 139V136H110V134L111 135H113L112 134V132L113 131H111V129H112ZM189 127V128H190ZM232 127H233V129H232ZM117 128V127H116ZM223 126H221V128H219L218 130L216 129V131L217 132H220V129H221V131L223 132L224 130H223ZM72 129V128H71ZM210 129V128H209ZM235 129H236V131H235ZM86 130V129H85ZM141 130V131H142ZM173 130V129H172ZM177 130V131H176ZM226 130H225V132H226ZM232 130V131H231ZM240 130V129H239ZM9 131V130H8ZM187 131H188V129H187ZM215 131V132H216ZM143 132H144V130H143ZM224 132V133H225ZM85 133H86V131H85ZM114 133H116V132H114ZM185 133H186V135H185ZM235 133V134H234ZM82 134H84V133H82ZM89 134V133H88ZM207 134H208V132H207ZM9 135V134H8ZM14 135H16V134H14ZM85 137H86V135H84ZM83 136V137H84ZM88 136V135H87ZM225 136V137H224ZM80 137H81V135H80ZM90 136H88V137H86L87 139L89 138ZM124 137V138H123ZM160 137V136H159ZM158 137V138H159ZM82 138V137H81ZM80 138V139H81ZM160 138H162V137H160ZM72 139V138H71ZM203 139V138H202ZM79 140V139H78ZM77 140V141H78ZM161 140V139H160ZM160 140H158L157 139V141H160ZM80 141V140H79ZM78 141V142H79ZM85 141H86V139H85ZM95 141V140H94ZM48 142V141H47ZM71 142H72V140H71ZM81 142H83V141H81ZM88 142V141H87ZM86 142V143H87ZM117 142V141H116ZM18 143V142H17ZM42 143V142H41ZM80 143V142H79ZM233 143V142H232ZM32 144V143H31ZM81 144V143H80ZM156 144V143H155ZM83 144H81V146H82ZM94 145V144H93ZM19 146V145H18ZM17 146V147H18ZM40 146V145H39ZM86 146V145H85ZM142 146H144V149H143V151H144V155H142V151L141 150H139V151H141V153H137V150L138 149H142L141 147ZM5 147V146H4ZM74 147V146H73ZM83 147V146H82ZM71 148V147H70ZM69 148V149H70ZM75 148V147H74ZM79 148V147H78ZM105 148H107L106 150H104ZM119 148V149H118ZM228 148L226 149V151L228 150ZM250 148V147H249ZM249 148H248V150H249ZM262 150H263V152H264V147H260ZM73 149V148H72ZM118 149V150H117ZM130 149H127V150H130ZM229 149H231V148H229ZM251 149H252V147H251ZM260 149V151H262ZM18 150V149H17ZM74 150V149H73ZM72 150V151H73ZM77 150V149H76ZM75 150V151H76ZM80 150V149H79ZM151 150V149H150ZM247 150V151H248ZM253 150V149H252ZM252 150L251 151H249L248 153H249V155L251 156L252 154H250V152H252ZM4 151V150H3ZM254 151V150H253ZM22 152V151H21ZM64 152V151H63ZM146 152V153H145ZM228 152V151H227ZM226 152V153H227ZM237 152V151H236ZM2 153V152H1ZM12 153V152H11ZM19 153V152H18ZM126 154V156L125 157H127L129 154ZM247 153V152H246ZM15 154H17V153H15ZM36 154V153H35ZM67 154V153H66ZM119 154V153H118ZM147 154H149V156L147 155ZM152 154H153V152H152ZM223 154H224V152H223ZM228 154V153H227ZM38 155V154H37ZM90 155V154H89ZM140 155H142V156H140ZM146 155H147V157H146ZM231 155V154H230ZM235 155H236V153H235ZM235 155H233V156H235ZM238 155V154H237ZM16 156V155H15ZM112 156H114V155H112ZM118 156V155H117ZM122 156V155H121ZM168 156V155H167ZM193 156V155H192ZM199 156V155H198ZM197 156V157H198ZM240 155H238V157H239ZM31 157V156H30ZM36 157V156H35ZM41 157V156H40ZM42 157H44V156H42ZM108 158L109 157H111V156H107ZM116 157V156H115ZM218 157V158H217ZM249 157V156H248ZM256 157V156H255ZM254 157V158H255ZM18 158V157H17ZM113 158V157H112ZM117 158V159H118ZM147 158V159H146ZM235 158V157H234ZM3 159V158H2ZM20 159V158H19ZM27 159V158H26ZM38 159V158H37ZM107 159V158H106ZM115 159V158H114ZM114 159L112 160V162L114 161ZM149 159H151V157L149 158ZM153 159V160H154ZM198 159H199V157H198ZM198 159H196V160H198ZM239 159V158H238ZM252 159V158H251ZM127 160V161H126ZM259 159L257 158V162H256V160H254L253 162L255 163V165L258 163V164H261V165H263L264 164V159L262 160V161H260L261 160V158H260V160L258 161ZM119 161V160H118ZM118 161H116V163L118 162ZM145 161V162H144ZM155 161V162H156ZM161 161V162H160ZM246 161V160H245ZM248 161H249V159H248ZM247 161V162H248ZM2 162V161H1ZM17 162V161H16ZM106 162V163H105ZM111 162V167H112V165H114L113 163ZM115 162V161H114ZM123 162H121V163H123ZM154 162V161H153ZM169 162H171L170 164L167 163ZM199 163H197V167H196V169L198 168V164ZM229 163V162H228ZM249 163H250V161H249ZM109 164V163H108ZM118 164H119V162H118ZM118 164H116V166L114 165L113 167L115 168H117V167H121L120 165L118 166ZM251 164H252V161H251ZM257 164V165H258ZM84 165V164H83ZM196 165V164H195ZM248 165V164H247ZM256 165V166H257ZM261 165H259V167L261 166ZM123 166H125V164H123ZM124 167V168H127V167ZM191 166V165H190ZM217 166V165H216ZM229 165H227L225 168H227ZM244 166V165H243ZM254 166V165H253ZM252 166V167H253ZM2 167V166H1ZM111 167H109V168H111ZM142 167H143V165H142ZM141 167V168H142ZM170 167V169L168 170V173H167V171L165 172L167 175H165V173L163 172V173H161V175L162 174H164L165 176H159V175H157L159 178H158V180L159 181H163L162 183H159L158 184V180H157V178H156V180L158 181V182H156L158 185H159V187H160V184H164V181H165V183H167V182H169L168 181V179H170V177H171V180H172V177L174 176H177V173H178V171H177V173H176V175H175V173H174V171L172 170V168ZM177 167H178V169H177ZM248 167H250V164H249V166ZM258 167V166H257ZM261 167H263V166H261ZM38 168V167H37ZM106 168H107V165H106ZM122 168V167H121ZM264 168V167H263ZM39 169V168H38ZM103 169V170H102ZM118 169V168H117ZM123 169V168H122ZM184 169V168H183ZM191 169V168H190ZM195 169V170H196ZM222 169H223V167H222ZM241 169V168H240ZM256 169V168H255ZM255 169H253V170H255ZM258 169V173H257V170ZM255 171H256V173H257V177L256 178H258L259 177V183L261 184V187H263L264 186V174H261V176H258V174H260L259 172H260V168H257ZM116 170V169H115ZM142 170V169H141ZM157 170V171H158ZM192 170H193V168H192ZM244 170V169H243ZM1 171V170H0ZM90 171V172H89ZM88 172V174H89V177H91V179H92V176L90 175L91 174V170H89ZM104 171V172H103ZM108 171H110V169H108ZM112 171V170H111ZM117 171H119V169L117 170ZM121 171V173L122 172H124L123 170H120ZM172 171V172H171ZM191 171V170H190ZM210 171V172H209ZM238 171H239V173H240V170L238 169ZM251 171H252V169H251ZM4 172H5V170H4ZM114 172V171H113ZM112 172V173H113ZM155 172V171H154ZM153 172V173H154ZM160 172V171H159ZM184 173H182V175L183 174H185L186 172L185 171H183ZM244 172V171H243ZM248 172V171H247ZM262 172V171H261ZM33 173V172H32ZM116 172H114V174H115ZM193 173V172H192ZM239 173H237L238 175H239ZM245 173V172H244ZM243 173V174H244ZM251 173V172H250ZM253 173V172H252ZM252 173L250 174V176H251V178H253V180H254V177L255 176H253L252 175ZM255 173V174H256ZM104 174H106L105 176H103ZM110 174V173H109ZM117 174V173H116ZM141 174V175H140ZM157 173H155L154 175H156ZM191 174V173H190ZM199 174V173H198ZM201 174V173H200ZM199 174V175H200ZM241 174V173H240ZM243 174L241 175V176H243ZM10 175V174H9ZM35 175V174H34ZM122 175H124V177L122 176ZM182 175H180V176H182ZM210 175V176H209ZM227 175V174H226ZM229 175V174H228ZM238 175H234V177L236 176V179H239L238 178ZM249 175V174H248ZM247 175V176H248ZM1 176V175H0ZM103 176V177H102ZM145 176V175H144ZM151 176V175H150ZM179 176V175H178ZM207 176H209L208 178H207ZM34 177V176H33ZM37 177V176H36ZM81 177V176H80ZM106 177V178H105ZM120 177V178H119ZM122 177V178H121ZM142 177V176H141ZM161 177H162V179H161ZM199 177V176H198ZM197 177V178H198ZM204 177H203V179H204ZM225 177V176H224ZM10 178V177H9ZM35 178V177H34ZM145 178V179H144ZM144 178H141V182H140V184H142L143 183V179L146 181V177H144ZM199 178H201L202 179V177L200 176ZM220 178V177H219ZM233 178V177H232ZM250 178V179H251ZM255 178V179H256ZM50 179V178H49ZM48 179V180H49ZM115 179H114V181H115ZM120 179V180H119ZM121 179H123V181L124 182H121ZM174 179V178H173ZM176 179V178H175ZM201 179H198L199 181H201L200 183H202V181L203 180H201ZM206 179H204L205 181H208V180H206ZM224 179V178H223ZM250 179H249V181H250ZM1 180H3V179H0V255L2 256V262L4 263V264H20V262H19V260L16 258V252H14L15 251V248H16V246H17V243H16V238H17V234H16V229H15V227L13 226V223H14V221L12 220V218L11 217H9V213H12L13 211H9V210H12V207H9V203H11V201L9 200L10 198H11V196L10 195H6V191H4L3 192V188H2V186H3V182L1 181ZM51 180V179H50ZM78 180V179H77ZM101 180V179H100ZM111 180V179H110ZM151 180H152V177H151ZM178 180H179V178H178ZM196 180V179H195ZM194 180V181H195ZM215 180H217V179H215ZM234 181H235V178L233 179ZM252 180V179H251ZM252 180V181H253ZM256 180H258V179H256ZM4 181V180H3ZM19 181V180H18ZM92 182H95V181H93V180H91ZM113 181V180H112ZM145 181H144V183H145ZM167 181V182H166ZM197 181V180H196ZM203 182L204 183V186L206 185L205 183H207V182ZM218 181V180H217ZM216 181V182H217ZM247 181H248V177H247ZM98 182V183H99ZM148 185H150V180H148ZM235 182H237V181H235ZM251 182V181H250ZM14 183V182H13ZM18 183V182H17ZM97 183V182H96ZM99 183V184H100ZM121 183V184H120ZM138 183V182H137ZM142 184V185H146V183L145 184ZM171 184H172V181L170 182ZM179 183H180V181H179ZM178 183V184H179ZM199 182H195V184H194V186L196 187L197 185L196 184H198ZM224 183V182H223ZM253 185H255V182L253 181ZM80 184V183H79ZM139 184V185H140ZM173 184L175 185V182H173ZM176 184H177V182H176ZM215 184V183H214ZM235 184V183H234ZM238 184V183H237ZM102 186L101 187H103V184H101ZM125 185H123V187L125 186ZM139 185H137V186H139ZM165 186H166V184H164ZM164 185H162V186H164ZM190 185V184H189ZM208 185V184H207ZM212 185H213V183H212ZM216 185V184H215ZM259 185V184H258ZM22 186V185H21ZM94 186H95V183H94ZM97 186H100V185H97ZM132 186H133V189H132ZM136 186V187H137ZM169 187L171 186V185H168ZM180 186H181V184H180ZM199 186V185H198ZM194 187V195H192L193 196V198L191 199V201H192V204H190L186 209H184L182 212H181V210L182 209H180V207H179V209H180V212L181 213H176L178 210H176V214H177V216H181L182 218L175 224V232L177 231V233L179 234V233H182L181 235H183L184 234V232L186 233H188V231H189V227H190V221H192V222H194L192 219H193V215H197V214H195V213H197L196 212V210H200L198 207H195V205H196V203L198 202V201H201V199H203L204 197H202L203 195H204V193H202V191L203 190H201V187L199 186V187ZM203 186V187H204ZM210 186V185H209ZM96 187V186H95ZM122 187V188H123ZM158 187V188H159ZM191 187V186H190ZM259 187H260V185H259ZM260 187V188H261ZM13 188V187H12ZM104 188V187H103ZM102 188V189H103ZM115 188H117V184H116V187ZM120 188V187H119ZM119 188H117L118 190H119ZM161 188V187H160ZM163 188V187H162ZM189 188V187H188ZM206 188V187H205ZM116 189V190H117ZM121 189V188H120ZM165 189V188H164ZM164 189H162V190H164ZM170 189V188H169ZM168 189V190H169ZM193 189V188H192ZM202 189H204V188H202ZM207 189V188H206ZM206 189H205V191H206ZM26 190V189H25ZM94 190H98L99 192H96L97 194L98 193H100V194H98V196H101V194H102V191H101V188L99 187V189H97V188H95ZM171 190H173L172 188H171ZM176 190V189H175ZM183 190V189H182ZM189 190V189H188ZM190 190H191V188H190ZM101 191V192H100ZM120 191V190H119ZM145 191H147V190H144V191H142V190H140V192H144L145 193ZM154 191V192H153ZM187 191V190H186ZM204 191V192H205ZM105 192V191H104ZM117 192V191H116ZM133 192H135V191H133ZM164 192V191H163ZM171 192H173V191H171ZM232 192V191H231ZM20 193V192H19ZM36 193V192H35ZM89 193V192H88ZM118 194H119V192H117ZM123 193V194H122ZM138 193V192H137ZM144 193H138L137 195H136V197L134 198V199H136V202L137 203H141V202H143V200H144ZM165 193H166V191H165ZM179 193V192H178ZM181 193V192H180ZM183 193V192H182ZM190 193H192L193 194V192L191 191ZM236 193H238V192H236ZM235 193V194H236ZM262 194L260 195L261 196V202L263 203L264 202V191H263V189H262V192H261ZM8 194V193H7ZM18 194V193H17ZM74 194V193H73ZM97 194H96V198L98 197L97 196ZM117 194V195H118ZM142 194H144V195H142ZM151 194H153V196L156 198V197H159L160 196V194L162 195L163 193H161V191L160 190H157V189H153L152 190V193ZM150 194V196L153 198V196ZM167 194H169V195H167V197L168 196H170V194L171 193H167ZM220 194V193H219ZM70 195H72V194H70ZM103 195H105V194H103ZM172 195V194H171ZM179 195V194H178ZM188 195H190V194H188ZM232 194L231 193H228L227 195H225V196H223L224 197V199L225 200H228L229 198H230V196H231ZM236 195H238V194H236ZM250 195H251V193H250ZM10 196V197H9ZM30 196H32V195H30ZM73 196V195H72ZM124 196V197H125ZM129 196V195H128ZM127 196V197H128ZM133 196H135L134 194H133ZM148 196H149V194H148ZM162 196H164V194L162 195ZM180 196V195H179ZM8 197H9V199H8ZM95 197V196H94ZM103 197H105V196H103ZM124 197H123V201H125V199H124ZM126 197V198H127ZM248 197H250V196H248ZM96 198H94V199H96ZM99 198V197H98ZM97 198V199H98ZM102 197H100L99 199H101ZM117 198L119 199V197L117 196ZM121 198V197H120ZM154 198V201L156 200ZM165 198V197H164ZM178 198V197H177ZM185 198L186 197H184V200H185ZM28 199V198H27ZM45 199V198H44ZM133 199V198H132ZM145 199H147V198H145ZM49 200V199H48ZM102 200V199H101ZM101 200H99V202L101 203ZM103 200H106V198L104 199L103 198ZM120 200V202H121V200H122V198L121 199H119ZM118 200V201H119ZM128 200V199H127ZM157 200H159L160 201V197L157 199ZM156 200V201H157ZM176 200V199H175ZM10 201V202H9ZM14 201V200H13ZM19 201V200H18ZM95 201V200H94ZM122 201V203H123V205H125L124 204V202ZM129 201H133V200H129ZM135 201V200H134ZM132 202V203H130V205H128V207L127 206H125L126 208H127V214H125L126 216V218H125V220H127V218H128V221H126V225L128 226V227H124L125 228V230L124 231H122L121 229V232H125L126 230H128V233H129V229H130V226L132 225L131 224V222L133 223V221L134 220H136L137 219V217H138V219H141V221H142V217L141 218H139L140 216H142L141 214H140V210H141V206L140 207H138V205H140V204H138L137 205V203L136 202ZM150 201H152L151 199H150ZM155 201V202H156ZM158 201V202H159ZM163 201V200H162ZM179 201H180V198H179ZM179 201H178V203H179ZM99 202L97 203L96 201L94 202V204L95 203H97V204H99ZM119 202V203H120ZM126 202V201H125ZM44 203V202H43ZM46 203V202H45ZM109 203V202H108ZM107 203V201H105L104 203H103V205L102 204H100L99 206H100V208L101 207H105V205L107 204V205H110V203H111V201H110V203L108 204ZM144 203V202H143ZM152 203V202H151ZM163 203V202H162ZM161 203V204H162ZM172 202H170V204H171ZM261 203V204H262ZM15 204V203H14ZM93 204V205H94ZM97 204L96 205H94V208H95V206H96V208L98 207L99 208V206H97ZM105 204V205H104ZM115 204V203H114ZM129 204V203H128ZM142 204V203H141ZM164 204V203H163ZM174 204V203H173ZM172 204V205H173ZM180 204V203H179ZM260 204V205H261ZM81 205V204H80ZM93 205H91V206H93ZM102 205V206H101ZM122 205V204H121ZM122 205V206H123ZM169 205V204H168ZM172 205H171V207H172ZM177 205V204H176ZM262 205H264V204H262ZM261 205V207H260V210H261V208L263 207L264 208V206H262ZM79 206V205H78ZM111 206H112V203H111ZM118 206V205H117ZM158 206H160V204L158 203ZM179 206V205H178ZM19 207V206H18ZM34 207V206H33ZM103 207V208H104ZM108 206H106V208H107ZM110 207V206H109ZM114 207H115V205H114ZM143 207V206H142ZM163 207V206H162ZM162 207L160 208V207H156L155 209L153 208V210H151L150 211V213H148V216H149V218L148 217H146V218H148V219H146V220H143V225H141V226H143V229H144V236H143V239L142 240H139L140 238H138V240L139 241H141V243H139L140 244V246L142 247V246H144L145 245V243L149 240V238H151V237H154V236H157L158 235V233L161 231L160 230V227H159V220H160V218H161V211H163V209H162ZM243 207V206H242ZM93 208V209H94ZM103 208H102V210L101 211H104V210H106V208L103 210ZM118 208H119V206H118ZM126 208H124L125 210H126ZM140 208V209H139ZM164 208V207H163ZM167 208V207H166ZM198 208V209H197ZM259 208V206L257 207V208H255L256 209V211H257V209ZM9 209V210H8ZM15 209V208H14ZM81 209V208H80ZM79 208H78V210H80ZM92 209V210H93ZM117 209V208H116ZM120 209H121V207H120ZM175 209V208H174ZM174 209H173V211L172 212H174ZM76 210V209H75ZM96 210H99V209H95V211ZM111 210V209H110ZM172 210V209H171ZM205 210V209H204ZM253 210V209H252ZM23 211V210H22ZM21 211V212H22ZM109 211V210H108ZM120 211V210H119ZM144 211V210H143ZM9 212V213H8ZM78 212V211H77ZM91 212V217H93V219L91 220L92 221V223L91 224H94V225H91V227L93 226H95L94 228H97V229H99V232H101V229L102 228H104V226L106 227L107 225H104L103 224V226L101 225V229L99 228V223H104L105 221L104 220H102V222H101V220H100V217L97 215H95V213L96 212H94V214H92L93 212L92 211H90ZM100 212V211H99ZM123 212V211H122ZM142 212V211H141ZM146 212H147V210H146ZM149 212V211H148ZM199 212V211H198ZM201 212H205V211H200V213ZM255 212V211H254ZM63 213V212H62ZM107 213H109V212H107ZM110 213H112V211H110ZM114 213V212H113ZM144 213H145V211H144ZM199 213V214H200ZM25 214V213H24ZM96 214H98V212L96 213ZM100 214V216H101V213H99ZM103 214V213H102ZM124 214V213H123ZM140 214V216H138ZM150 214V215H149ZM164 214V213H163ZM13 215V214H12ZM23 215V214H22ZM58 215V214H57ZM61 215V214H60ZM110 215V214H109ZM144 215V214H143ZM167 215V214H166ZM10 216H11V214H10ZM16 216V215H15ZM15 216H13V217H15ZM111 216H112V214H111ZM145 216H146V213H145ZM90 217V218H91ZM99 217V218H98ZM105 217V216H104ZM110 217V216H109ZM168 217V216H167ZM61 218H63V217H61ZM105 218H107V217H105ZM105 218H103V219H105ZM164 218V217H163ZM176 218V217H175ZM15 219V218H14ZM100 220V222H99V220ZM198 219V218H197ZM107 220V219H106ZM16 221H18L17 220V218H16ZM23 221V220H22ZM26 221V220H25ZM32 221V220H31ZM168 221V220H167ZM196 221V220H195ZM13 222V223H12ZM135 222V221H134ZM164 222V221H163ZM170 222V221H169ZM16 223V222H15ZM14 223V225H16ZM18 223V222H17ZM110 222H108V223H105V224H109ZM168 223V222H167ZM198 223V222H197ZM33 224V223H32ZM98 224V225H97ZM111 224V223H110ZM109 224V225H110ZM195 224V223H194ZM193 224V225H194ZM199 224V223H198ZM219 223L217 222L216 224L214 223V226H216V225H218ZM18 225V224H17ZM96 225H97V227H96ZM112 225V224H111ZM111 225L109 226V227H111ZM126 225H124V226H126ZM134 225V224H133ZM192 225V226H193ZM171 226V225H170ZM191 226V227H192ZM232 226V225H231ZM90 227V228H91ZM108 227V226H107ZM108 227V229H111V228H109ZM121 227V226H120ZM26 228V227H25ZM194 228V227H193ZM20 229V228H19ZM96 229V230H97ZM105 229H107V228H105ZM119 229V228H118ZM131 229H132V227H131ZM192 228H190V230H191ZM66 230V229H65ZM170 230V229H169ZM174 230V229H173ZM173 230H171V231H173ZM193 230V229H192ZM56 231H57V229H56ZM119 231V230H118ZM131 231V230H130ZM19 232H20V230H19ZM107 232V231H106ZM110 232V231H109ZM121 232H119V233H121ZM127 232V231H126ZM141 232V231H140ZM174 232V231H173ZM197 232H198V230H197ZM21 233V232H20ZM171 233V232H170ZM23 234H25V233H23ZM126 234V233H125ZM124 234V235H125ZM136 234V233H135ZM189 234V233H188ZM192 234V233H191ZM36 235V234H35ZM127 235V234H126ZM20 236V235H19ZM106 235H104V236H102V237H105ZM108 236V235H107ZM141 236V237H142ZM176 236V235H175ZM61 237V236H60ZM101 237V236H100ZM101 237V238H102ZM134 237V236H133ZM177 237H180V235L178 236L177 235ZM177 237H176V239H177ZM183 237V236H182ZM19 238V237H18ZM100 238V239H101ZM27 239V238H26ZM63 239V238H62ZM95 239V238H94ZM97 239V238H96ZM96 239H95V243L96 242H99L98 241V239H97V241H96ZM103 239V238H102ZM101 239V240H102ZM109 239H111V238H109ZM120 239V238H119ZM92 240V239H91ZM90 240V241H91ZM105 240V239H104ZM108 240V239H107ZM124 240V239H123ZM164 240V239H163ZM177 240H179V239H177ZM61 241V240H60ZM111 241H113V240H111ZM118 241H122V239L121 240H118ZM176 241V240H175ZM89 242V241H88ZM103 242V243H102ZM100 241L99 243H100V246H104L105 248H110L109 247V245H111L112 243H110V244H108L106 241ZM174 242V241H173ZM94 243V244H95ZM101 243H102V245H101ZM124 243V242H123ZM176 243H177V241H176ZM117 244H119V243H117ZM172 244V243H171ZM29 245V244H28ZM34 245V244H33ZM36 245V244H35ZM95 245H98V244H95ZM95 245H94V247H95ZM114 245V244H113ZM131 245V244H130ZM65 246V245H64ZM134 246V245H133ZM139 246V247H140ZM22 247V246H21ZM96 247H99V246H96ZM103 247V248H104ZM119 247V246H118ZM117 247V248H118ZM101 248V247H100ZM111 248H114L113 246H111ZM138 248V247H137ZM124 249V248H123ZM103 250V249H102ZM107 250H109V249H107ZM113 251V249H110V253ZM122 250V249H121ZM107 252V251H106ZM114 252V251H113ZM117 252V251H116ZM109 253V254H110ZM112 254V253H111ZM110 254V255H111ZM114 254V253H113ZM112 254V255H113ZM114 256V255H113ZM115 256H117V255H115ZM114 256V257H115ZM20 257V256H19ZM27 257V256H26ZM112 257V256H111Z\"/></svg>", "mask_w": 264, "mask_h": 264}]
</instances>
